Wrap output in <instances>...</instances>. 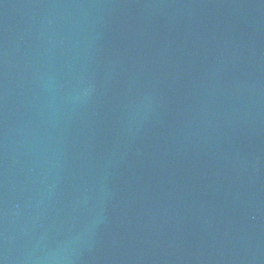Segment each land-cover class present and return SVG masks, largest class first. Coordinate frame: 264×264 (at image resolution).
Returning <instances> with one entry per match:
<instances>
[{
	"label": "water",
	"instance_id": "water-1",
	"mask_svg": "<svg viewBox=\"0 0 264 264\" xmlns=\"http://www.w3.org/2000/svg\"><path fill=\"white\" fill-rule=\"evenodd\" d=\"M0 264H264V0H0Z\"/></svg>",
	"mask_w": 264,
	"mask_h": 264
}]
</instances>
